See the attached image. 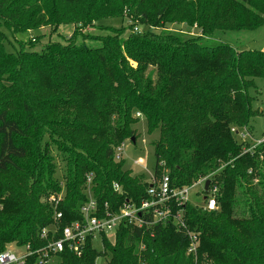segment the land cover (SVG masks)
Wrapping results in <instances>:
<instances>
[{
  "label": "trees",
  "instance_id": "obj_1",
  "mask_svg": "<svg viewBox=\"0 0 264 264\" xmlns=\"http://www.w3.org/2000/svg\"><path fill=\"white\" fill-rule=\"evenodd\" d=\"M74 1L0 0V171L23 172L16 182L0 181V250L11 243L42 246L39 232L57 212L59 227L80 220L90 175L100 207L114 211L126 199H147L148 181L131 177L123 156H115L125 141L135 145L131 126L138 114L149 135L158 132L152 142L156 177L166 175L172 188L207 177L216 187L214 210L184 206L188 229L199 240L196 261L186 255L185 235L157 223L142 229L121 225L114 242L103 235L101 246L89 237L80 256L65 248L56 264H95L107 254L108 264H264V142L246 151L248 144L230 131H253L250 120L264 114L253 107V93L264 84V51L209 45L170 31L164 26L171 21L168 8L155 6L141 13L139 25L160 28L158 33H83L110 15H100L102 0ZM224 1L186 0L182 17L203 24V34L210 36L232 28L216 19L229 14L230 23L237 6H264V0H228L232 7L222 15L213 7ZM71 14L76 18L70 20ZM204 18L213 22H200ZM39 22L53 31L65 23L74 29L65 43L50 42L41 51L5 49L4 30L15 36ZM15 102L19 110L10 113ZM50 140L67 159L63 197L53 177ZM28 158V164L18 163ZM135 244L143 245L141 251Z\"/></svg>",
  "mask_w": 264,
  "mask_h": 264
},
{
  "label": "rangeland",
  "instance_id": "obj_2",
  "mask_svg": "<svg viewBox=\"0 0 264 264\" xmlns=\"http://www.w3.org/2000/svg\"><path fill=\"white\" fill-rule=\"evenodd\" d=\"M196 3H203L204 0H196ZM225 0L223 3L227 2ZM235 0H230L234 3ZM82 0H75L73 3H81ZM186 0H102L100 2V15H110L101 20L95 21L93 24H89L81 30L83 33H95L96 35H126L124 33H135L133 31L136 27L137 32L142 33L146 29L149 31H154L158 33L160 28L152 26H140L139 25V16L145 11H152L151 9L155 6L157 9L168 8V19H171L169 23L164 24L166 29L183 33L187 37L199 38L201 42L207 43L209 45H215L220 42L228 43L235 50L250 49V50H262L264 51V6L262 4L256 3L253 5H243L237 6L232 13H234V18H229V14L224 15L222 9L226 8L227 10L232 7L230 3H214L213 7L215 10H220L221 14L224 15L220 23L222 26H230L231 29H217L212 32V35L205 36L202 32L203 24H198L197 22H191L189 18L182 17V9L185 7L184 3ZM83 5V4H82ZM235 5V4H234ZM85 6V5H83ZM219 7V8H218ZM201 8H199L194 14L196 20ZM72 10V8H71ZM225 10V9H224ZM193 15V14H192ZM99 16V15H97ZM215 16V15H209ZM233 16V15H231ZM96 17V16H95ZM219 17V14L217 15ZM76 16L71 14L70 20L75 19ZM132 19V21L130 20ZM212 21L210 18H204L200 22L209 23ZM37 28L29 29L26 32H18L15 36H12L9 32L5 31V36L7 41L5 42V49L7 51L14 52L16 50H30V51H41V49L50 42H60L65 43L66 39H69L72 35L74 29V24L65 23L58 26L56 31L52 30L50 24L44 25V22L37 23ZM19 41H22L19 43ZM87 45H97L95 41L88 40L86 41ZM129 64L133 67H136V63L132 60L129 61ZM151 68H149V71ZM28 78L35 77L31 72L25 74ZM155 74L153 75V78ZM257 91L253 93L254 102L253 107L257 110L264 109V84H258ZM31 87V86H30ZM14 97H11L13 101ZM4 102H0L2 106ZM18 103L15 102L13 107L9 109V112H18ZM264 113V112H263ZM139 117L138 121L135 122L131 127L136 130L137 138L135 145H132L130 142L125 141V148L123 152V168L129 170L131 177H142V179H149L150 175L153 174V145L152 142L156 141L158 138V132L155 131L152 134H148L146 130V122L142 115H136ZM250 126L252 127L254 135L261 137L264 131V117L262 114H258L256 117L250 120ZM50 153L54 156V169L53 177L60 181L62 186V191L60 197L64 195V175L66 173V162L67 159L63 156V152L58 149L54 142L50 140ZM137 161V163H135ZM29 158L18 159L20 164H28ZM17 169L10 167L7 171H0V181L2 182H16L17 181ZM87 181V179H86ZM85 181V182H86ZM85 186V185H83ZM200 186L192 189L190 191L191 204L193 202L195 207H202V193L200 192ZM52 205V204H51ZM54 207V205L52 206ZM109 241L114 242V237L111 235ZM12 247L11 245H9ZM136 248L140 251L143 247L142 244H135ZM22 250V249H21ZM197 258V256L195 257ZM193 258L195 261L196 259ZM109 255H104L98 259V262L101 264H108ZM204 260V258H203ZM207 260V259H206ZM209 261V260H208ZM51 264V263H50ZM56 264V260L52 263Z\"/></svg>",
  "mask_w": 264,
  "mask_h": 264
},
{
  "label": "built area",
  "instance_id": "obj_3",
  "mask_svg": "<svg viewBox=\"0 0 264 264\" xmlns=\"http://www.w3.org/2000/svg\"><path fill=\"white\" fill-rule=\"evenodd\" d=\"M136 29L134 27L135 31ZM230 131L239 142L248 144V147L244 148L246 151H252L254 147L264 142V131L261 137L255 136L254 132L245 126L231 127ZM124 148L125 142L116 148L117 159L123 155ZM135 163L139 165L137 161ZM206 180L207 177H202L189 186L172 188L169 186L166 175L158 178L151 174L147 179L149 184L147 199L139 204L126 199L117 210L113 211L106 204L104 207L98 205L93 194L94 185L90 175L83 188L86 201L80 207L82 216L80 220L59 227V219L62 215L57 212L53 217L54 222L43 227L39 232V238L44 240L42 246L33 248L30 245L8 244L0 250V264H52L57 254L65 248L76 256H80L89 237L101 246L102 236H106L109 240L111 235L114 237L121 225L142 229L151 228L157 223L172 224L179 233L185 235L188 239L186 255L195 258L199 240L197 235L188 229L184 206L187 203L191 204L190 191L200 186L202 195L207 193V196L202 199V208L206 210L216 208V187L209 182L205 190ZM112 189L114 192H120V186L116 183H113ZM193 204L196 203L193 202ZM95 264L101 263L96 261Z\"/></svg>",
  "mask_w": 264,
  "mask_h": 264
},
{
  "label": "water",
  "instance_id": "obj_4",
  "mask_svg": "<svg viewBox=\"0 0 264 264\" xmlns=\"http://www.w3.org/2000/svg\"><path fill=\"white\" fill-rule=\"evenodd\" d=\"M209 180H206L205 181V184H204V189L207 190L208 186H209Z\"/></svg>",
  "mask_w": 264,
  "mask_h": 264
}]
</instances>
